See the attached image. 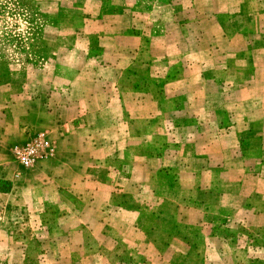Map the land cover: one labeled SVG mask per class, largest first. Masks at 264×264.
Here are the masks:
<instances>
[{
	"label": "crops",
	"instance_id": "obj_1",
	"mask_svg": "<svg viewBox=\"0 0 264 264\" xmlns=\"http://www.w3.org/2000/svg\"><path fill=\"white\" fill-rule=\"evenodd\" d=\"M45 6L27 66L0 58V177L54 147L0 191L2 256L264 264V0Z\"/></svg>",
	"mask_w": 264,
	"mask_h": 264
},
{
	"label": "rangeland",
	"instance_id": "obj_2",
	"mask_svg": "<svg viewBox=\"0 0 264 264\" xmlns=\"http://www.w3.org/2000/svg\"><path fill=\"white\" fill-rule=\"evenodd\" d=\"M47 14L48 7L45 6V0H0V58L4 67L7 68L13 63H20L22 68L27 66V53L34 49L30 39L40 32ZM6 166L16 168L11 179L8 178V182H5V176L0 177L1 192L9 190L13 183L22 177V169L13 157L7 158ZM13 236L10 235L7 240H13ZM9 256L8 260L5 259L7 255L3 257L0 253V264H13L12 257Z\"/></svg>",
	"mask_w": 264,
	"mask_h": 264
},
{
	"label": "built area",
	"instance_id": "obj_3",
	"mask_svg": "<svg viewBox=\"0 0 264 264\" xmlns=\"http://www.w3.org/2000/svg\"><path fill=\"white\" fill-rule=\"evenodd\" d=\"M54 147L45 132L32 134L26 141L11 147V154L18 165L29 168L41 159L52 156ZM19 173L16 174L18 176Z\"/></svg>",
	"mask_w": 264,
	"mask_h": 264
}]
</instances>
